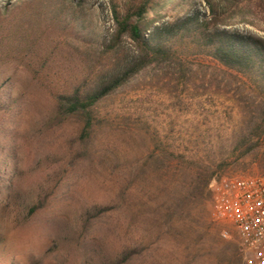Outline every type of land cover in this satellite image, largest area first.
<instances>
[{
    "label": "rangeland",
    "instance_id": "rangeland-1",
    "mask_svg": "<svg viewBox=\"0 0 264 264\" xmlns=\"http://www.w3.org/2000/svg\"><path fill=\"white\" fill-rule=\"evenodd\" d=\"M213 1L222 3V27L264 39V0ZM193 4L210 14L205 0ZM1 7L10 13L0 16V164L7 160L11 184L8 198L0 184V264H110L124 253V264H243L232 226L210 218L209 185L264 176L257 76L178 43L182 65L150 66L97 103L83 146L78 118L49 123L51 95L78 83L98 57L113 27L108 0H0ZM185 10L170 2L147 20ZM121 45V54L132 52L129 40ZM201 166L214 176L197 194ZM38 197L43 207L27 218Z\"/></svg>",
    "mask_w": 264,
    "mask_h": 264
},
{
    "label": "trees",
    "instance_id": "trees-1",
    "mask_svg": "<svg viewBox=\"0 0 264 264\" xmlns=\"http://www.w3.org/2000/svg\"><path fill=\"white\" fill-rule=\"evenodd\" d=\"M22 1L24 0H17V5ZM34 1L36 0H28V3ZM193 1L108 0L112 30L101 43V51L96 60L87 64L85 76L69 90L51 95L54 109L49 123L60 124L70 117L78 118L83 124L78 139L85 146L92 130L93 112L97 103L150 66L173 63L182 65L174 46L187 41L226 69L255 74L264 90V39L222 27L221 1L205 0L209 6L208 16L195 10ZM223 1L231 3L230 0ZM170 2H176L186 7V10L167 21H161L159 17L147 20L150 12H155L157 8H163ZM9 13L7 7L0 8L1 17H6ZM1 25L0 23V29ZM125 40H129L132 47L129 54L120 53L121 44ZM263 128L264 121L257 130ZM250 149L252 147L247 148L243 154ZM6 166L7 160H4L0 164V184L6 190L8 198L11 172L6 170ZM213 174L209 168L200 167L195 179L196 186L193 188L197 194L207 188ZM44 203L43 197L30 202L26 209L27 218L36 215ZM90 218L89 214L81 218V231L77 234V242L81 246L86 244L85 231ZM2 247L3 239L0 237V254ZM129 257V254L124 253L110 264H124Z\"/></svg>",
    "mask_w": 264,
    "mask_h": 264
},
{
    "label": "built area",
    "instance_id": "built-area-1",
    "mask_svg": "<svg viewBox=\"0 0 264 264\" xmlns=\"http://www.w3.org/2000/svg\"><path fill=\"white\" fill-rule=\"evenodd\" d=\"M210 218L234 229L243 251V264H264V176L224 177L210 185ZM220 236L229 238L221 229Z\"/></svg>",
    "mask_w": 264,
    "mask_h": 264
}]
</instances>
